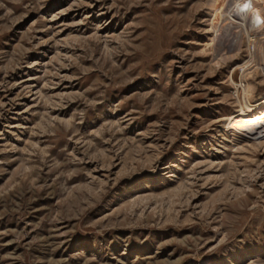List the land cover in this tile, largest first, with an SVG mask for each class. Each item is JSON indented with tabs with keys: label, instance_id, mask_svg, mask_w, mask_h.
I'll return each mask as SVG.
<instances>
[{
	"label": "rangeland",
	"instance_id": "374dc122",
	"mask_svg": "<svg viewBox=\"0 0 264 264\" xmlns=\"http://www.w3.org/2000/svg\"><path fill=\"white\" fill-rule=\"evenodd\" d=\"M208 1L0 0V264H264Z\"/></svg>",
	"mask_w": 264,
	"mask_h": 264
},
{
	"label": "bare ground",
	"instance_id": "6f19581e",
	"mask_svg": "<svg viewBox=\"0 0 264 264\" xmlns=\"http://www.w3.org/2000/svg\"><path fill=\"white\" fill-rule=\"evenodd\" d=\"M209 37L204 43L215 59L230 66V80L239 108L225 122V128L249 125L252 133H264V95L258 96L254 75L264 80V2L260 0H209ZM246 50L248 58L237 60ZM241 72L240 81L234 77ZM239 79V78H238ZM254 79V80H253Z\"/></svg>",
	"mask_w": 264,
	"mask_h": 264
}]
</instances>
